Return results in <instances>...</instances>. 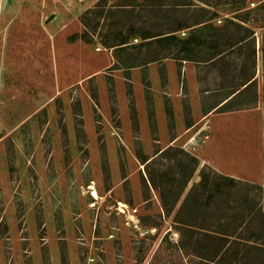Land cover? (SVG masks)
<instances>
[{
	"label": "rangeland",
	"instance_id": "374dc122",
	"mask_svg": "<svg viewBox=\"0 0 264 264\" xmlns=\"http://www.w3.org/2000/svg\"><path fill=\"white\" fill-rule=\"evenodd\" d=\"M126 1L0 0V264H216L180 247L192 186L210 181L211 206L253 190L264 211V0H189L190 60L133 67L166 42L104 44L181 0Z\"/></svg>",
	"mask_w": 264,
	"mask_h": 264
},
{
	"label": "trees",
	"instance_id": "16d2710c",
	"mask_svg": "<svg viewBox=\"0 0 264 264\" xmlns=\"http://www.w3.org/2000/svg\"><path fill=\"white\" fill-rule=\"evenodd\" d=\"M191 4L192 3L189 0H181V3L176 2L175 4L170 5L167 13L169 15H167L168 20L165 22V25L162 26L161 30L150 31L145 34L138 32L137 30H129L127 31V37L125 39L115 37L110 40L111 42H107L104 45L107 47H115V57L118 58L119 51L129 50L133 47L132 45H135L130 42L131 38L142 37V39L145 40L150 39L144 42H149V44H162L163 42H166L165 46H162L161 50L154 52V55H151V51H149V54L142 60L137 58L135 62H129V59V61L125 62L128 67H133L138 64L146 65L164 57H174L179 60H190V57H188V55H184L182 52H186L190 47L191 50H194L192 48L194 38H190V41L180 40L177 36V32L182 29L190 28L193 24H198L197 22L193 23V16H189L187 12L182 10L183 5L190 6ZM114 7H117L116 9H120L119 12H121L124 9H131L132 4L126 0H121V3L116 4ZM112 9L113 8H110V10L106 12L104 9L100 10L95 18H106L112 13ZM95 12L97 14V11ZM201 22L204 23V21ZM98 24L99 23L97 22L93 27L91 26L92 31H97ZM180 43H183L182 50L181 47L179 50H177L178 48L175 49L174 45L179 47ZM125 44L129 45L121 46ZM205 57L206 58L203 60L207 61L214 58L212 56L210 57L209 54H206ZM248 81L240 86H245ZM241 92L242 90L237 89L232 92L229 97L234 94L237 95ZM226 103H228V101ZM225 104L218 108L223 107ZM168 149L162 153L165 152L168 154L172 151L173 153L178 151L177 149L170 147ZM221 178L225 179V181H235L234 178L225 175H222ZM238 183L246 185L241 181ZM209 188H211V183L208 180H203L201 184L192 186L184 198L182 206L177 212L176 222L179 223L180 227L183 229V240L181 241L180 247L182 251H184V254L187 256H197L199 254L204 255L202 256L204 259L209 257L208 259L215 261L216 264H264L259 260V256L256 253L264 252V211L262 207L258 206L256 200L254 199L253 190L243 189L242 187L235 188V192L231 193L230 198V200H233V204L231 201H229V204L223 200L222 202L211 206L208 202L209 198L205 194ZM181 194L183 193L181 192L178 194L176 201L181 198ZM199 204H201V207H199ZM172 211V208L169 209L168 214ZM208 213L211 220L209 225H207L204 221V218L208 216ZM183 216H185V218H183ZM234 217H242V220L231 221L230 218L235 219ZM188 232L191 233L192 237H195L194 233L200 232L198 236L199 238L195 237L194 242L188 244L186 241V238L190 237ZM201 235L202 238H200ZM199 242H201V245ZM206 249L209 250L207 253ZM229 255L232 256V260L230 261Z\"/></svg>",
	"mask_w": 264,
	"mask_h": 264
},
{
	"label": "crops",
	"instance_id": "0c3cea01",
	"mask_svg": "<svg viewBox=\"0 0 264 264\" xmlns=\"http://www.w3.org/2000/svg\"><path fill=\"white\" fill-rule=\"evenodd\" d=\"M228 98H229V97H228ZM228 98L222 100L219 104H217V107H218V106H219V107L222 106L223 103L226 102V101L228 100ZM217 107H215V108H217ZM190 126H192V125H190ZM191 128H193V127H190V129H191Z\"/></svg>",
	"mask_w": 264,
	"mask_h": 264
}]
</instances>
